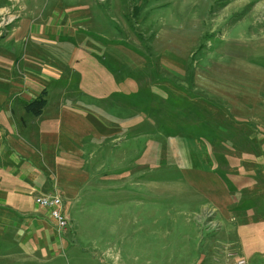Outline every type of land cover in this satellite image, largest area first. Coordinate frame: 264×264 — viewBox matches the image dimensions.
<instances>
[{"label": "rangeland", "instance_id": "1", "mask_svg": "<svg viewBox=\"0 0 264 264\" xmlns=\"http://www.w3.org/2000/svg\"><path fill=\"white\" fill-rule=\"evenodd\" d=\"M0 8L7 61L16 52L2 43L22 19H54L58 42L38 53L64 74L47 83V99L67 85L77 100L65 102L79 103L99 120L93 131L107 134L90 136L105 187L94 185L93 167L86 185L93 207L104 199L101 210L88 219L77 213L81 243L34 264L194 261L196 235L210 225L196 217L195 199H249L261 185L254 165L264 151V0H0ZM10 76H0V87ZM131 99L134 108L125 107ZM207 233V241L217 237ZM217 240L204 252L236 254ZM19 245L0 226V264H33L8 255Z\"/></svg>", "mask_w": 264, "mask_h": 264}, {"label": "crops", "instance_id": "2", "mask_svg": "<svg viewBox=\"0 0 264 264\" xmlns=\"http://www.w3.org/2000/svg\"><path fill=\"white\" fill-rule=\"evenodd\" d=\"M32 21L29 17L22 19L2 43L3 47L16 53L12 61L0 57V76L12 75L15 81L9 87H0V226L4 228L8 241L20 242L19 247L8 255L17 254L24 263L34 264L36 260L43 261L44 255L54 258L72 244L81 243L77 213L88 219L91 212L101 210L100 204L104 199H95L97 207H93L94 199H89L86 185L90 184V168L93 167V173H97L93 176L94 185L105 187L104 177L98 174L104 166L94 154L91 147L93 138L90 136L100 140L107 134L93 131L92 118L96 122L99 120L82 111L79 103L65 102L73 98L67 96V85L58 88L61 93L59 99H48L41 115L26 111L25 103L34 100L47 83H55L53 81L64 74L58 62L51 63L47 59L43 62L38 53L45 49L44 46L51 50L58 42L55 35L59 27L54 34V19ZM67 42L66 38L61 39V43ZM66 47L69 48V45ZM28 76L32 85L28 83ZM94 149L98 150L97 147ZM262 156L264 151L258 153L260 162L254 165L258 174L255 177L261 185L253 197L251 192L249 199H195L196 209L201 211L196 217H206L211 226L206 225L203 227L206 232L196 235L199 243L195 244V249L198 248L201 254L187 264H236L238 259H244L246 264H264ZM251 176L249 173L244 175L245 187L250 183ZM46 194L62 197L64 211L71 220L66 231L58 229L49 209L37 204L36 198ZM208 226L212 229H207ZM210 231V236L217 237L207 241L204 233L209 234L207 232ZM219 235L223 240L222 251L235 255L205 253L206 250L211 253L216 250ZM93 242L96 246V240Z\"/></svg>", "mask_w": 264, "mask_h": 264}, {"label": "built area", "instance_id": "3", "mask_svg": "<svg viewBox=\"0 0 264 264\" xmlns=\"http://www.w3.org/2000/svg\"><path fill=\"white\" fill-rule=\"evenodd\" d=\"M39 206L50 210L51 217L55 220L59 230L66 231L70 226V218L64 211V203L57 194H46L36 198ZM236 264H246L244 259H238Z\"/></svg>", "mask_w": 264, "mask_h": 264}, {"label": "trees", "instance_id": "4", "mask_svg": "<svg viewBox=\"0 0 264 264\" xmlns=\"http://www.w3.org/2000/svg\"><path fill=\"white\" fill-rule=\"evenodd\" d=\"M47 94H48L47 90L43 89L41 91V93L34 100L25 103L26 111L28 113L33 114V115H37V116L41 115L43 113L45 106L47 105V102H48ZM131 102H132L131 105H130V103L127 102V104L125 106H129V108H130L132 106L133 102H135V101L133 99H131Z\"/></svg>", "mask_w": 264, "mask_h": 264}]
</instances>
